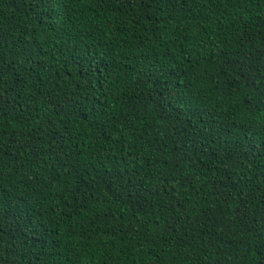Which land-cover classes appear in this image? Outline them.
I'll use <instances>...</instances> for the list:
<instances>
[{"label":"trees","instance_id":"trees-1","mask_svg":"<svg viewBox=\"0 0 264 264\" xmlns=\"http://www.w3.org/2000/svg\"><path fill=\"white\" fill-rule=\"evenodd\" d=\"M0 81V264H264V0H0Z\"/></svg>","mask_w":264,"mask_h":264},{"label":"snow or ice","instance_id":"snow-or-ice-1","mask_svg":"<svg viewBox=\"0 0 264 264\" xmlns=\"http://www.w3.org/2000/svg\"><path fill=\"white\" fill-rule=\"evenodd\" d=\"M154 2H155V0H154ZM159 2H160V3H164L165 0H159ZM208 3H211V0H208ZM0 85H2V81H0ZM0 91H2V87H0ZM4 100H5L4 96H3V95H0V108H2ZM13 107H14V105H13ZM157 135H158V133H157ZM166 162H167V161H165V163H166ZM178 168H179V163L177 162V163L173 164V166H172V170H171V171H172V172H176V170H177ZM181 171H182V169H181ZM161 175H163V173H161ZM177 178H178V177H177ZM178 203H179V201H177V204H178ZM136 211H139V209H136ZM172 211L175 212V208H173ZM261 218H262V220H264V213H261ZM142 227H144V225H142ZM166 227L169 228V229H171V228L173 227V225H172V224H169V225H167ZM158 235H159V231H157V232L154 234L153 239H155V237L158 236ZM215 264H220V260L217 259L216 262H215Z\"/></svg>","mask_w":264,"mask_h":264}]
</instances>
